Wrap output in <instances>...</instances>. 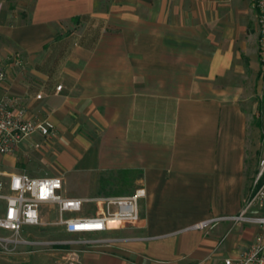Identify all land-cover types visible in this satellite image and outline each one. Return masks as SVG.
I'll list each match as a JSON object with an SVG mask.
<instances>
[{"label":"crops","instance_id":"0c3cea01","mask_svg":"<svg viewBox=\"0 0 264 264\" xmlns=\"http://www.w3.org/2000/svg\"><path fill=\"white\" fill-rule=\"evenodd\" d=\"M239 1L0 0V96L56 126L53 137L0 153L1 175L41 177L30 164L52 157L55 171L42 176H61L65 195L89 199L88 216L105 214L102 197L146 191L138 222L84 235L107 245L58 246L64 264H224L252 244L254 224L197 226L239 214L258 173L257 126L240 103ZM72 170L95 195L69 194ZM47 206L57 210L41 214ZM35 228L24 236L35 239ZM23 246L0 250V264H52L48 248Z\"/></svg>","mask_w":264,"mask_h":264},{"label":"built area","instance_id":"2783aa9c","mask_svg":"<svg viewBox=\"0 0 264 264\" xmlns=\"http://www.w3.org/2000/svg\"><path fill=\"white\" fill-rule=\"evenodd\" d=\"M258 11L259 54L261 76L264 80V0H255ZM7 79V71L0 67V86ZM62 85L57 87L60 90ZM41 98V95H38ZM36 134L46 137L56 135V126L49 120H32L26 117L25 108L19 101L9 96H0V153H11L23 140ZM1 177V173H0ZM7 192L1 195L3 182L0 180V196L6 200L0 214V228L11 233L0 237V245L27 244L34 246L83 245L94 247L107 245L106 237L88 238L84 235L100 233L118 223H132L140 220V200L146 195L140 187L130 195L102 197L106 211L101 216H88L83 212L89 199L64 194V178L61 176L33 177L27 173H14L6 183ZM44 205H54L59 212V222L68 234L78 238L48 241L29 239L24 236L27 227L35 228L43 224L41 209ZM65 213H71L66 216ZM241 221L258 227L252 244L235 257H226L224 264H264V155L258 163V173L254 186L243 210L235 215H221L198 224L205 228L218 221Z\"/></svg>","mask_w":264,"mask_h":264},{"label":"rangeland","instance_id":"374dc122","mask_svg":"<svg viewBox=\"0 0 264 264\" xmlns=\"http://www.w3.org/2000/svg\"><path fill=\"white\" fill-rule=\"evenodd\" d=\"M239 11L241 14V19L239 23L244 26V34L242 35L244 40L241 46V64L243 65L244 71L241 74L242 85L240 86V103L243 108L250 114V117L254 119L257 126V148L255 154L256 167L260 158L264 155V86L261 79V74L259 71V57H258V45L256 39V18H255V6L249 0L239 1ZM255 60L258 62L255 64ZM256 66V68H255ZM53 155V153L51 152ZM17 161V165L21 168H25L26 159ZM26 161V162H25ZM30 163V162H29ZM52 157L45 164H39V162H33L30 164L31 168L27 170L28 173L32 175H48L53 174L55 167L52 164ZM3 165V162L0 163ZM0 180L3 182V187L1 189V195L6 194L7 192V178L5 176L0 177ZM68 187L70 190V195H95L96 193H86L85 186L87 181L82 179L77 171L72 170L67 175ZM130 195V194H127ZM6 205V200L3 196H0V214L3 212V209ZM94 205L92 203H86L84 205V210H92ZM43 224L35 229H31L29 232L32 236L37 239H43L48 241H59L67 240L69 237L63 231V226L59 222V213L58 211L51 206H47L42 211ZM11 233L7 230L0 228V237H9ZM23 245L27 244H7L5 247L0 245V250L5 253H12L25 247ZM60 245L55 246H34L30 245L28 249L30 250H41L48 248L47 254L51 257L52 264H64L61 257H58L60 253ZM37 247V249H35ZM67 247V246H63ZM62 248V246H61ZM8 255V254H7ZM77 260H70L67 264H76ZM66 264V263H65Z\"/></svg>","mask_w":264,"mask_h":264}]
</instances>
